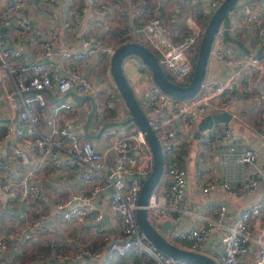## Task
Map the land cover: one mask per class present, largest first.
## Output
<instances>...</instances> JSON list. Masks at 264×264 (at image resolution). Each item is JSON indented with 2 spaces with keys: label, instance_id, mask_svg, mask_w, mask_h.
<instances>
[{
  "label": "built area",
  "instance_id": "2783aa9c",
  "mask_svg": "<svg viewBox=\"0 0 264 264\" xmlns=\"http://www.w3.org/2000/svg\"><path fill=\"white\" fill-rule=\"evenodd\" d=\"M112 1L40 0L42 8L60 10L65 26L74 34L84 14L96 16L104 11L112 14ZM164 1L156 0L155 15L142 27L133 25V13L130 17L132 28L125 36L147 42L163 68L183 81L194 72V51L204 27L188 16L186 25L191 33L182 41H175L161 12ZM222 1L210 0V7H218ZM256 1L238 0L229 11L228 19L219 25L212 43L219 48L218 59L234 66L235 70L224 81L204 80L191 97L177 98L163 91L155 83L147 64L136 56L139 71L147 74L151 82L135 91V95L159 138L165 159L160 181L146 205L149 218L156 225L171 221V228L166 232L171 242L207 253L221 264H264V226L252 224L253 219L264 212V199L244 208L231 223H227L230 212L227 201L211 203L217 207L214 216L193 213L190 204L184 202L190 165L187 159L179 162L177 155L189 145L198 143L201 165H205L210 156L218 157L219 167L214 172L223 169L225 177L216 174L214 179L208 180L200 187L203 194L223 189L230 195L243 197L256 190L264 180L259 151L249 144L244 127L219 123L201 130L197 136L200 121L206 115L230 111L234 118L236 101L246 90H254L255 97L264 105V58L254 56L256 48L246 54L229 38V34L244 33L248 39V31L252 29L254 34L250 42L264 44V4L259 10ZM30 5V0H12L0 10V73L15 78L20 95L18 119L0 124L3 130L0 140V264H65L69 260L74 264H111L113 255L129 253L137 256L135 264H190L157 250L139 228L138 198L142 183L153 166V154L144 131L138 126L131 130L109 126L102 134L112 138L111 145L108 150H102L77 131L60 125L58 112L73 109V98L62 100L54 107L50 131H41V114L36 104L45 105L44 91L56 87L60 94H65L78 88L83 94H91V77L80 74L76 65H99L102 56L111 61L118 43L96 36L105 32L106 22L102 21L96 25L99 31L94 38L89 33L83 38L82 52L71 58L74 66L66 67L55 60L53 40L45 43L43 53L35 59L22 61L20 50L7 46L2 25L7 18L17 17V26L32 32L30 17H18L20 11ZM133 5L135 9L140 6L136 2ZM190 51L193 52L190 54ZM119 101L121 97L110 95L106 101L97 103L92 122L104 124L109 110ZM261 113L260 120L264 124V110ZM13 116L10 107L0 105V118ZM247 127L254 129L251 125ZM260 139L264 142V137ZM110 153H115L111 161ZM25 158L32 159V165H27ZM226 169L232 173L241 170L246 178L231 181L226 178ZM47 170L64 177L76 176L85 187L66 197H54L49 203L42 187ZM108 188L111 195L106 210L99 204V197ZM56 210L62 211L60 219L54 214ZM85 214L90 216L89 222L103 244L102 248H97L92 242L84 243L87 257L78 250L70 253L55 237L70 223L84 221ZM186 214L197 217L179 228ZM215 231L220 233V254L206 252L208 237ZM80 244L82 241L77 237L74 245Z\"/></svg>",
  "mask_w": 264,
  "mask_h": 264
},
{
  "label": "crops",
  "instance_id": "0c3cea01",
  "mask_svg": "<svg viewBox=\"0 0 264 264\" xmlns=\"http://www.w3.org/2000/svg\"><path fill=\"white\" fill-rule=\"evenodd\" d=\"M30 1L31 5L28 6V8L22 9L19 13L20 16L18 17L20 18L25 15L30 17L33 24L32 32L23 31L20 27H18L17 17L7 18L5 23L2 25L3 30L5 29L4 33L7 46L12 49H19L22 55V61H32L35 59L38 55L43 53L45 43L48 40H53V56L55 60L61 62L66 67H72L74 64L72 63L71 58L82 52L84 48L83 38H85L87 33H89L92 38H94L95 33L99 31L96 27L99 22H106L105 32L102 34H100V32L96 34V36L101 38L106 37L109 39V41L114 43H118L120 38V36L117 35L115 37L114 29L116 27L124 28L126 22L127 24H130L131 16L127 19L125 16L126 14L124 17L121 12L126 7L122 6L121 4V6L118 5L120 2L113 0L112 4H114V12H112V14H110L109 11L101 12L96 16H93L92 13L84 14L81 19V26L78 32L74 34L71 33L65 26L64 14L60 10L53 11L42 8V3L40 0ZM63 1L67 2V0ZM257 1V7L259 10H261L260 7L263 6L264 0ZM11 2L12 0H0V10L10 5ZM135 2L142 6L147 3L146 0H136ZM151 2L152 4L154 3V6H156V0H152ZM125 3L132 4V0H127ZM197 8H202V10L207 14L204 19H199V17H196L197 14L195 16L193 15V12ZM216 8L217 6L214 8L210 7V0H165L162 3L161 12L165 16L166 25L172 32L174 40L179 42L182 41L189 33H191V30H189L186 25V19L188 16H190L189 18H193L199 25H201L200 27H204L206 22H208L207 20H209L212 12ZM195 13H197V10ZM131 15L133 16V13H131ZM122 17H124V19ZM122 20H124V22H122ZM252 34H254V31L250 29L248 31V39L247 34L244 33H238L233 37L241 40L249 48L250 52L255 51V48L258 52L264 44L258 45L253 42L251 43L249 39ZM111 37L113 39H111ZM236 44L243 51H245L241 45L238 43ZM218 50L219 48L217 44L211 45L205 74V80L210 83H214L217 80H226L229 74L235 70L234 66L226 62H221L218 59ZM194 52H196V50ZM245 53L248 54L246 51ZM261 55L264 58V49L261 52ZM110 62L111 61L106 56H102L99 65H76L80 74L91 77L93 81V89L90 95L95 98L96 104L104 100L102 96H106L105 93L114 97H121L111 74ZM138 65L139 61L136 55L127 56L123 62V70L134 92L140 90L142 87L150 84L151 82L147 74L139 71ZM257 81L259 82V80ZM0 86V105L10 107L14 111L13 117H15L16 108L18 110L20 107V95L16 89V80L8 73H0ZM71 91H75L77 96L84 95L79 91L78 88H75ZM44 95L46 101L45 105L43 106L39 103L36 104V109L40 111L41 114V131L43 133H48L50 131L54 107L62 100L73 98V109H62L58 112L60 114V125L65 124L71 130L77 131L83 137L87 138L84 127L88 114L91 110V101L89 99H80L74 94H69L62 98L64 94H60L56 87L45 90ZM263 110L264 105H262L261 101L255 97V91L252 89L246 90L241 95H239L236 101L237 115L234 118L232 117L231 121L228 123L232 126H241L245 128L247 140L250 145L258 149L260 161L264 166V142L260 139L261 137H264V124L260 120L262 114L261 112ZM128 117H130V111L122 98V101L117 102L116 105L109 110L106 116V122L123 120L127 119ZM233 120L235 122L232 124ZM245 124H247V126L251 125V127H254V129L252 130V128H248L245 126ZM101 126L98 125L97 122L95 123L91 121L89 125V131L92 133H97ZM135 126L130 122L118 127L131 130ZM87 139L93 141L94 144L102 150H108L111 145V140L104 137L102 134L95 139ZM200 151V146L198 143H196L189 145L177 155L179 162H184V160L187 159L190 165L187 192L184 196V202L190 204V209L193 213L214 216L217 211V207L211 206V203L214 200L227 201L230 206L229 219L227 223H231L234 219L241 215L244 208L264 199V180L260 183L256 190L247 193V195L243 197L230 195L223 189H217L210 192L209 194L201 193L200 187L205 185L208 180L210 181L214 179L216 174H218V177L222 178L225 177V175L223 169H220L217 173L214 172V170L219 167L217 165L218 157L216 155L213 157L210 156L209 161L205 165H201L198 161V156L201 154ZM114 156L115 153H110L109 160L111 161ZM25 162L27 165H32V159L30 158H25ZM232 172L233 171L226 169V178L231 181H237V179L242 180L246 178L241 170L235 171V173ZM47 173V178L43 181L42 187L46 193V196L49 198V203H51L52 198L54 197H66L70 193L84 189L85 187V184L76 176L64 177L63 175L56 172L50 173L48 170ZM110 195L111 189L108 188L104 190V192L99 197V204L106 210H108ZM61 212V210H56L54 214L57 216V218H59L61 217ZM84 217V221L72 222L65 228L60 229L56 233L55 237L57 242L60 243V245L65 249H68L70 253L78 250L83 252L85 257H87V247L84 243L92 242L97 248H102L103 244L100 242V236L96 233L94 226L91 224V222H89L90 216L85 214ZM184 217L185 218H183L182 224L179 225V228H183L185 225H189V223L194 222L197 216L196 214H186ZM107 220L108 219H105V221ZM252 224L264 226V212L259 218L253 219ZM169 228H171V225ZM219 234L220 233L215 231L208 237V247L206 252L215 254L221 253L222 243ZM76 236L82 241L80 246L74 245V241L77 238ZM116 256L117 255H113L111 258V264H115V259L117 258ZM65 264H74V261L69 260L65 262Z\"/></svg>",
  "mask_w": 264,
  "mask_h": 264
},
{
  "label": "water",
  "instance_id": "95a60500",
  "mask_svg": "<svg viewBox=\"0 0 264 264\" xmlns=\"http://www.w3.org/2000/svg\"><path fill=\"white\" fill-rule=\"evenodd\" d=\"M237 1L238 0H223L220 5L212 12L203 31L195 61L194 72L187 84H181L177 81L172 80L160 63L156 53L145 43L137 40H131L117 46L115 52L111 57L110 70L115 85L125 104L127 105V108L130 111V117H128L127 119L105 122L97 133H92L89 131V125L90 122L94 120V113L96 110L95 98L90 94L77 96L75 91H69L62 97L64 98L69 94H74L80 99H89L91 101V110L88 114L84 127L85 135L87 138L95 139L99 137L103 133L105 128L109 126H120L130 122L134 123L142 131L145 132V136L153 154V166L149 176L146 177L142 183L138 198L139 207L137 209V221L139 228L144 233L148 242L152 244L157 250L173 257L174 259L190 264L221 263L216 258L207 253L189 250L171 242L166 236V232L169 230L171 221L167 220L163 223H160L159 225H156V223L151 221L149 218L146 205L148 203L150 194L153 192L160 181L165 166V159L159 138L155 133V130L150 125L148 118L141 108L129 80L126 77V74L123 70V62L127 56L136 55L139 57V59L147 64L155 83L163 91L177 98H186L193 96L198 92L203 81L205 80L211 45L213 43L217 29L223 20L228 19L229 11ZM229 38L241 45L248 54H251L249 48L241 40L233 37L230 34ZM263 49L264 45L259 49L257 53L254 54V56H260ZM17 119L18 110L16 108L15 117L9 119L0 118V122L16 121ZM231 119L232 113L230 111L206 115L200 121L197 136H199L201 130L209 128L214 124L228 123L231 121Z\"/></svg>",
  "mask_w": 264,
  "mask_h": 264
},
{
  "label": "trees",
  "instance_id": "16d2710c",
  "mask_svg": "<svg viewBox=\"0 0 264 264\" xmlns=\"http://www.w3.org/2000/svg\"><path fill=\"white\" fill-rule=\"evenodd\" d=\"M115 1L118 2L119 0H115ZM135 1L136 0H132V4H134ZM146 2L147 3L145 5L138 6V9H135V10L133 9L131 11L129 8L128 9L124 8V10L121 11L123 16L126 14L125 16L127 17V19L131 16V13H134L135 19H134L133 25L135 27H142L155 14V6H154V4L151 5L152 4L151 0H146ZM127 6H128V4L124 5V7H127ZM196 10H197V13H196L197 16L196 17H199V19H204L207 16V14L205 13V11L202 10V8L201 9L197 8V9H195V11ZM208 15H209V13H208ZM206 24H207V22H206ZM206 24L204 25V28H205ZM131 28H132V25L131 24H127V22H126L124 28L116 27L114 29L115 37H116V35L120 36L118 44L127 42L129 40H133V38L130 35L129 36H125L127 34L128 30L131 29ZM118 31H119V33H118ZM201 38H202V36H201ZM201 38H200L199 42L197 43V47L195 49L196 50V52H195V60H196V57H197V53H198V49H199ZM143 42L145 44H148L145 41H143ZM166 73L168 74V76L172 80L177 81V82H179L181 84H187L189 82L190 78H191L190 77L189 79L180 81L175 76H173L169 71H166ZM132 124L135 126L134 123H132ZM178 158H179V156H178ZM116 257L117 258L115 259L116 260L115 264H135V263L138 262L137 256L132 254V253H129L127 255H122V256L121 255H117Z\"/></svg>",
  "mask_w": 264,
  "mask_h": 264
},
{
  "label": "rangeland",
  "instance_id": "374dc122",
  "mask_svg": "<svg viewBox=\"0 0 264 264\" xmlns=\"http://www.w3.org/2000/svg\"><path fill=\"white\" fill-rule=\"evenodd\" d=\"M121 2L118 4V5H122V6H124V5H126L127 3H125L127 0H120ZM152 1V0H151ZM154 4V3H153ZM153 4H151V5H153ZM120 5V6H121ZM127 9L129 8L131 11L133 10V9H135V5H133V4H129L128 3V6L126 7ZM193 15L195 16L196 15V13L195 12H193ZM123 19H124V17H122ZM122 22H124V20H122ZM117 26H119V25H117ZM206 27V26H205ZM205 29V28H204ZM111 39H113L112 37H111ZM193 51H190V54L192 53ZM106 94V96L105 95H103L102 97L104 98V100L103 101H106V99H108V97L110 96V94H107V93H105ZM235 121L233 120L232 121V124L234 123ZM0 124H1V122H0ZM100 123H98V125H99ZM2 134H3V130H1V128H0V138H1V136H2ZM104 137H106V138H109L110 140L112 139L110 136H106L105 134H102Z\"/></svg>",
  "mask_w": 264,
  "mask_h": 264
}]
</instances>
